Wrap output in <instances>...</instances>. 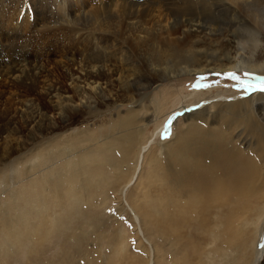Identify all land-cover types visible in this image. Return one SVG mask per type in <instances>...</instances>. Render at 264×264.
Listing matches in <instances>:
<instances>
[{
	"label": "rangeland",
	"instance_id": "obj_1",
	"mask_svg": "<svg viewBox=\"0 0 264 264\" xmlns=\"http://www.w3.org/2000/svg\"><path fill=\"white\" fill-rule=\"evenodd\" d=\"M84 1L67 0L66 2L69 3V6L76 5L79 7L76 9L75 15L80 14V16L84 17V14L87 15L93 11H90L91 9L102 7L108 0H87L86 3ZM156 1L157 3L153 5L152 0H137L138 9L136 18L127 19L126 22L151 27L152 25L155 26L156 20L159 22L163 20L161 25L164 26L166 20L164 16L168 8H182L186 5L188 8L186 12H190L195 10L197 5H201L203 0ZM125 2L127 0H111L109 2L111 3L110 6L107 7L105 5L104 7H106V11L109 10L110 14L117 16L118 10L124 7L122 4ZM18 4L19 2H17ZM26 4H29L32 8L23 7V9L29 8L31 10L28 12L30 17L25 19L27 22V35H31V38H43L52 26H54L53 28L56 27L57 21L55 20L58 19L54 17V13L51 16H35L32 1L30 0ZM139 6L141 7L140 9ZM142 13L144 14L142 15ZM46 15H50V13ZM21 17L22 15H20ZM127 23H124L120 27L117 33L118 36L113 37L114 41L108 40L103 43L106 52H103V49L99 50L100 55L107 60L109 67L113 71L105 80L101 81H104L101 85V90L99 92H92L89 95L92 98L90 101L91 105L79 106L80 110L71 120H64L55 115L53 125L48 124L46 130L30 138L27 135L28 126L26 123L24 124L18 119H16L17 121H13V123L2 120L5 119L4 110H2L3 101L11 92V88L8 85L2 88L0 92V126L6 125L11 127L12 130L16 126L17 131H15L16 133H11L9 138L0 140V264H148L150 257L153 260V264H241V262L242 264H264V247L263 257H259L258 260L259 249L262 245L264 246V156L261 154L260 146L257 143V140H264V129L262 128V131H259L252 128V131L249 133V131L243 130L245 127V122L242 121L243 117L236 120L232 115L234 112L245 114L251 103L256 104L255 108L261 116L264 115V95L262 92L258 93L260 91L256 90L262 81H264V69L260 72L257 70L241 71L240 69L217 72L211 69L205 72H197L196 74H181V76L174 75L170 77L164 74L167 71H160V74L163 73L160 75L157 68V72L151 71L152 67H149V64L143 61L145 60V55H143L142 61L140 60L141 57L139 56H142L144 52L147 53V50H133L135 46L131 38H134V36L131 37L132 35ZM167 27L169 25L165 28H160L161 32L157 34V40L161 38L160 41H165L168 31L166 30ZM156 29L157 27H155ZM154 32H157V30ZM6 39L3 37V29L0 26V41L3 45L10 42ZM22 39L24 40L25 37ZM212 39L208 35L204 41L198 42L195 50L198 49L202 52L203 50L206 51L213 48L215 56L212 58H220L219 60L226 62L223 52L227 48L232 49V46H235L233 40H231V43L223 45L221 42L215 43ZM263 40L264 32L262 33V42L264 43ZM22 42L20 41L19 44ZM218 44L220 45L219 47ZM204 56L202 54L199 57H202V61L211 62L212 65L210 64V67H213V62L216 59H210L207 55ZM7 57H4L5 61H8ZM49 58L48 67L50 69L54 67L57 63L56 61L62 62L58 55H50ZM258 60H264V48L259 51ZM130 62H132V67L129 65ZM160 62L162 63V61ZM133 66H137L138 69H134ZM163 66L164 64L161 65V67ZM54 72L55 74H59L60 69H56ZM225 73H235L236 80L225 78ZM245 73H248V75H245ZM132 76L136 78L132 79L134 78ZM193 85H197V87H193ZM249 85H252V87H249ZM195 91H197L196 94ZM215 93L218 97L215 96ZM221 95L225 97L224 99L228 97L227 101H222ZM178 98L179 101L176 100ZM241 99L243 100L241 101ZM174 103H180L179 105L184 104L182 113L174 118L167 130L159 132L154 137L151 148L144 155L142 170L139 171L135 183L124 193L122 190H124L125 184L135 171L138 149L162 125L161 123L165 120L167 113L171 110L170 108L173 109ZM230 103L233 104L228 105ZM10 104V110L15 111L13 107L15 104L13 106ZM234 105L235 107H233ZM65 115L67 114L65 113ZM121 116H124L123 120ZM241 130L243 131L241 132ZM249 135L250 137H248ZM145 137H148V139ZM14 138H17L18 143ZM94 139L95 142H93ZM113 140L115 143L112 142ZM165 141L166 143H163ZM20 145L24 147L18 152L16 147L19 148ZM83 145L89 150L84 148ZM132 145L136 146L137 149ZM133 149L136 150L134 151ZM121 150H125L127 153ZM74 151H77L79 154ZM243 153L253 158L248 164V167H250L249 176L254 177V179L250 178L248 186L250 188L252 185L250 195L253 198L232 199L233 201L231 199H223L224 201H229L223 205L224 208H220L219 215L211 210L202 218V214L197 213L198 211L194 209L196 208L195 205H197L198 197H195L196 195L194 194L192 195L191 192L194 186L199 184L200 180L194 178L193 172L191 173L192 166L189 163H198L200 166H210V164L216 166L219 163V158L215 156L216 154H219L223 159L225 157L240 159ZM72 154L75 156H72ZM108 155H111L113 158H110L111 156ZM62 156L65 158H61ZM100 156L103 161H101ZM117 156L118 159L115 162ZM36 160H38L37 164H33L31 167L30 162ZM73 164L76 169L72 168ZM107 164L110 165L107 166ZM79 172L82 173L80 174ZM83 172H86V174L84 175ZM87 174L88 176H86ZM190 174H192V178ZM75 180L76 182H74ZM62 181H66V184ZM61 183L65 186H62ZM173 183L174 186L172 185ZM240 184V188L243 190L242 183ZM179 185L180 187L178 188ZM66 186L67 188H65ZM73 195H76V198ZM58 196H61V199ZM123 199L128 201L132 208H134L133 210L139 218L140 229L146 235L145 237L151 241L150 243H152L153 252L151 256L150 249L138 234L132 213L125 206ZM203 200L209 201L210 199ZM188 201L190 203L193 201L192 204L196 203L195 207ZM176 203L178 204L176 205ZM185 204H188V207ZM245 206L247 207L244 208ZM29 215L31 217H28ZM53 218L56 220L54 221ZM201 219H203V223ZM26 222H30L31 228H29L30 226ZM197 222L199 224L202 223L200 224V228ZM20 223L22 224L20 225ZM14 225L18 227L15 228ZM18 228H22L26 234ZM13 230L14 232H12ZM49 230L51 231L50 234H48ZM215 234L217 237L214 236ZM45 235H49L50 237H46ZM53 235L55 236L53 237ZM29 237L33 238V242H31L32 240ZM171 244L172 246H169ZM19 246L22 247L19 249ZM8 247L10 251H6L9 250Z\"/></svg>",
	"mask_w": 264,
	"mask_h": 264
},
{
	"label": "bare ground",
	"instance_id": "obj_2",
	"mask_svg": "<svg viewBox=\"0 0 264 264\" xmlns=\"http://www.w3.org/2000/svg\"><path fill=\"white\" fill-rule=\"evenodd\" d=\"M31 1H32L33 6H34L33 11L35 13V16H37V15L38 16L42 15V17L44 15L45 16H51L54 13V17L56 19H58V20H55V21H57L56 27L53 28L54 26H52V28L49 29V32L45 33L46 35H44L43 38H37V37L31 38V35H27L28 34L27 29H26V27H27L26 23L27 22L25 19L30 17L28 12H30L31 11L30 9H32V8L29 4H26V2H30V0H0V26H2V29H3V37L7 38L6 40L10 41V42L6 43V45H3L0 41V92L2 91V88L5 85H8L11 88V92L9 93L8 96H6L5 100L3 101V106H2L3 109L2 110H4L3 113L5 115V117H4L5 119H2V120H5L6 122L13 123V121H17L16 119H18V120L22 121V123H24V124L26 123L28 126L27 135L30 138H31V136H37V134H39L41 131L46 130L48 124L53 125L54 124L53 118L55 115H57V117H59L61 119L69 121L72 118H74L75 115L78 113V111L80 110L79 106L91 105L90 101L92 98L89 95L92 92H99L101 90V85L104 82V81L103 82H101V81L103 79L105 80V78H107V76L113 71V69L111 67H109L107 60L104 59L100 55L99 50L103 49V52H106L105 47L103 46V43H105L108 40H111V42L114 41L113 37H115L117 35V33L120 30V27L124 23H127L126 20L127 19L129 20V19L134 18V17L136 18V15H137L136 13H137V9H138L137 8L138 3L136 2L137 0H127V2L122 4V5H124V7L121 10L117 9L118 15L114 16V15L109 13V10L106 11V7H104L105 5L107 7L110 6L111 3H109V2L111 0H108L107 2H105V5L104 4L102 5V7H97L96 9L93 8L90 10V11L93 10L92 12H90L87 15L84 14V17H82V15L80 16V14H77V13H76L77 15H75L76 9L79 7H77L76 5L69 6V3L66 2L67 0H31ZM17 2H19L18 5H17ZM86 2H87V0L84 1V3H86ZM152 2H153V5H155L157 3L156 0H152ZM42 4H44V5H42ZM185 4H187V3H185ZM150 5H152V4H150ZM24 6H27L30 9L29 8L23 9ZM113 6L115 7V5H113ZM181 6H182V4H181ZM52 7H54V9H52ZM144 7H146V6H144ZM166 7H168V6H166ZM166 7H164V8H166ZM140 8L141 7L139 6V9ZM143 9H142V11H144ZM159 9H161V8H159ZM187 9L188 8L186 7V5L182 8H180V7L175 8V9L174 8H168L167 11L165 12V16H164L166 19L164 26L161 25V22L163 20L161 21L160 19H159L160 22L156 20L155 26L152 25L151 27H146V26H143L142 24L137 25V24L132 23V22L127 23L128 24L127 26H129L130 34L132 35L131 37L134 36V38H131L128 36L129 38H131L132 42L134 43L135 49H133V50L134 51L136 49L137 50L140 49L142 51L147 50V53L144 52V54H142V56H139V57H141L140 60L142 61L143 55H145L144 56L145 60H143V61L146 64H149V67H152L151 71L154 70L155 72H157L156 70L158 69V74H160L159 73L160 71H167L164 74L169 75L167 77H170V76H174V75H180L181 76V74H196L197 72H205V71H208L211 69L216 70L217 72H222V71L232 70V69H236V70L240 69L241 71L242 70L243 71L244 70L245 71H256L257 70L260 72V71H262V69H264V60L263 61L258 60L259 51L264 48V43L262 42V33L264 32V0H207V1L203 0L201 5L196 6L195 10H192L190 12H186ZM49 13H50V15H46ZM143 14L144 13H142V15ZM20 15H22L21 18H20ZM139 16H141V15H139ZM115 18H117V19H115ZM21 19H23V20L20 21ZM167 25H169V27L166 28V30H168V31H167V36L165 38V41H160L161 38L160 39L158 38V40H157L156 39L157 34L159 32H161L160 28L161 27L165 28ZM155 27H157V29H156L157 32H154V31H156ZM111 28H112V30H110ZM120 35H121V33H120ZM208 35L213 38L212 40H214L215 43L221 42L223 45H226L227 43H231V40H233V43L235 44V46H232V49L227 48L226 51L223 52V57L226 59V62L219 60L220 58L219 59L218 58L217 59L212 58L215 56V50H213V48L207 49L206 51L203 50L202 52L199 51L198 49L195 50V47L197 46L198 42L200 43V41H204L208 37ZM27 36H29V37L26 39ZM23 37H25L24 40L22 39ZM125 39H122V40L126 41ZM20 41H23V42L21 44H19ZM128 42H129V40H128ZM133 43H131V44L133 45ZM219 46L220 45L218 44V47ZM113 48H114V46H113ZM131 49L132 48L130 46V50ZM118 53H119V51H118ZM131 54H133V53L131 52ZM202 54L205 56L207 55L208 58H210V59H216V61L213 62V67H210V64L212 65L211 62L205 61V60L202 61V57H199V56H202ZM50 55L60 56V59L62 60L63 63L61 61H56L57 63L54 65L53 68L50 69L48 67V62L50 61V58H49ZM5 56L6 57L8 56L7 57L8 61H5V59H4ZM117 56L120 57L119 55H117ZM146 56H148L147 59H146ZM133 58H134V56H133ZM137 58H138V56H137ZM118 59H120V58H118ZM160 61H162V63ZM162 64H164L163 67H161ZM129 65H131V67H132V62H130ZM137 65H138V63H137ZM55 68L60 69L59 74L58 73L55 74V72H54V70H56ZM133 68L138 69L137 66L136 67L133 66ZM117 72H119V71L117 70ZM125 72H127V71H125ZM161 74H163V73H161ZM171 74H173V75H171ZM134 75H135V72H134ZM132 77H134V76H132ZM135 78L136 77H134L132 79H135ZM139 78H140V76H139ZM142 83H144V82H142ZM113 84H114V82H113ZM143 85H145V84H143ZM123 86L125 87V85H123ZM196 92L197 91H195V94H196ZM258 93H261V92H258ZM262 93L264 95V92H262ZM101 94H103V93H101ZM191 95H192V93H191ZM215 96H216V93H215ZM216 97H218V96H216ZM220 98L222 99V101H225V100L227 101V99H228V97L226 99H224L225 97H223L222 95ZM240 98H242V97H240ZM176 100L179 101V98ZM242 100L243 99H241V101ZM238 101H239V99H238ZM177 103H174L175 107L172 106L173 109L170 108L171 110L167 113L165 120L161 123L162 125L154 131L152 136L150 134V136H151L150 139L147 140L144 144L142 143L143 145L141 144L142 145L141 147L139 146L140 149H138L139 151L137 154L138 156H137V161H136L137 162L136 167L134 169L135 171H134L132 177L127 181V183L126 184L124 183L125 184V186L123 188L124 190L121 189L124 193L128 190V188H130L135 183V180L137 179V175H138L139 171L142 170L141 168H143L142 167V161H143L144 155H146L145 153L148 152L149 149L151 148V145L154 142L153 141L154 137L157 136V134L159 132L167 130V128L172 124L174 118L182 113V111H183L182 108H183L184 104L179 105L180 103L179 104H177ZM9 104L12 106H13V104H15V106H13L15 111L10 110L11 106H9ZM175 104H177V105H175ZM231 104H233V103H230L228 105H231ZM235 105L233 107H235ZM255 107H256V104L251 103L248 111L245 114H237L236 112L232 113V115L236 118V120L240 119V117H243L242 121L245 122V127L243 130H246L247 132L249 131V133L252 131V128H255L254 130L257 129L259 131H262V128L264 129V115L261 116ZM226 109H228V108H226ZM262 109H263V107H262ZM65 113L67 115L64 116ZM227 116H228V114H227ZM123 117H122V120H123ZM127 118H129V117H127ZM118 122H119V119H118ZM134 123H136V122H134ZM130 124L133 125L132 123H130ZM140 124H141V122H140ZM15 127H13V130H12L11 127H8L6 125L0 126V140L9 138L11 136V133H13V132L16 133L15 131H17V129ZM243 130H241V132ZM250 135H252V134H250ZM250 135L248 137H250ZM14 136H16V135H14ZM241 136H242V134H241ZM239 137H240V135H239ZM71 138H72V136H71ZM14 139L18 143L17 138H14ZM72 139H74V138H72ZM89 139H91V138H89ZM146 139H148V137ZM89 141H92V140H89ZM2 142H4V141L2 140ZM5 142H6V140H5ZM93 142H95V139ZM112 142H114V140ZM177 142H178V139H177ZM182 142H183V139H182ZM84 143L86 144V142H84ZM163 143H166V141ZM257 143L259 144L258 146H260L261 154L264 156V140H261V139L257 140ZM169 144H171V143H169ZM90 146L92 147L91 144H90ZM118 146H120V145H118ZM23 147H22V145H20V147L19 148L16 147V149H18V152H19V150L22 149ZM83 147H84V145H83ZM133 147L135 148L136 146H133ZM84 148H87V147H84ZM119 148H123V147H119ZM64 149H66V148H64ZM129 149H130V147H129ZM136 149H137V147H136ZM87 150H89V149L87 148ZM125 150H128V149H125ZM125 150L124 151L121 150V151L125 152ZM229 150H230V148H229ZM77 151H78V149H77ZM77 151L76 152L74 151V152L77 153ZM236 151H237V149H236ZM10 152H12V151H10ZM130 152H132V151H130ZM125 153H127V152H125ZM77 154H79V153H77ZM80 154H81V152H80ZM99 154H98V156H99ZM104 154H106V153H104ZM256 154L258 155V153H256ZM73 155L74 154H72V156ZM126 155H128V154H126ZM241 155H242V158H240V159L229 158V157H225L223 159L219 154H216L215 156H218V158H219V160H218L219 163L216 166H213L211 164H210V166H202V165L200 166V164H198V163H196V164L189 163L192 166L191 167V173L193 172L194 178L199 179L200 181H199V184L194 186L193 191H191L192 195L194 194V195H196L195 197H198V200L196 199L197 205H195L196 203L192 204L194 200L192 201V203H190V201H188V202L190 204H192V206H194V205L196 206V208H194V209H196L195 211H198L197 213L202 214V218L204 215H206L211 210L214 211L215 213L220 212L219 211L220 208H222L223 205L226 204L227 201H229V200L224 201L223 199H225V200L231 199L232 200V199H252L253 198L252 195H250V193L252 192V189H250L252 187V185L250 186V188L248 187L249 183H250L249 182L250 178L252 177V179H254L253 176H251V175L249 176V168L250 167H248V164L252 161L253 158L249 157L245 153H243ZM105 156L107 157V155H105ZM108 156H111V155H108ZM100 157H97V158H100ZM61 158H65V157L62 156ZM97 158H95V159H97ZM110 158H113V157L111 156ZM72 159H73V157H72ZM116 159H118V156L115 158V162L117 161ZM31 160H35V159H31ZM112 160H114V159H112ZM213 160H214V158H213ZM101 161H103L102 157H101ZM37 162H38V160L31 161L30 166L32 167L33 164L36 165ZM76 162H77V160H76ZM120 163H122V162H120ZM180 163H181V161H180ZM63 164H65V163H63ZM187 164H188V162H187ZM109 165L110 164H107V166H109ZM112 165H113V163H112ZM118 165H119V163H118ZM183 165H185V164H183ZM73 167H74V164L72 165V168ZM17 168H19V167H17ZM57 168H58V166H57ZM36 169H38V168H36ZM77 171H79V170L77 169ZM72 173H73V171H72ZM67 174H68V172H67ZM85 174H86V172L84 173V175ZM88 174L86 176H88ZM190 177L192 178V174H190ZM93 179H94V177H93ZM43 180H41V181H43ZM66 181H67V179H66ZM66 181H62V182H65V184H66ZM70 181H72V180H70ZM85 181H87V180H85ZM90 181H91V179H90ZM179 181H181V180H179ZM246 181H248V182H246ZM44 182H42V183H44ZM74 182H76V180ZM68 183H69V181H68ZM178 183H180V182H178ZM240 183H242L244 191L242 190V188H240V185H241ZM75 184H77V183H75ZM252 184H253V182H252ZM61 185H62V183H61ZM172 185L174 186V183ZM246 185H247V188H246ZM62 186H65V185H62ZM181 186H182V184H181ZM43 187H45V186H43ZM47 187H48V185H47ZM179 187H180V185L178 186V188ZM65 188H67V186ZM82 189H83V187H82ZM139 192L141 193V191H139ZM60 193H62V192H60ZM203 193H205V194H203ZM126 194H125V196H126ZM57 195H58V193H57ZM75 196H74V198H76ZM187 197H189V196H187ZM195 197H193V198H195ZM123 198H124V196H123ZM186 199H188V198H186ZM203 199H210V200L204 201ZM190 200H191V198H190ZM123 201H124L125 206L131 211L132 216H133V220H134L135 225H136V230H137L138 234L141 236V238H143L142 240H144V242L148 245V247L150 249V256H151V253L153 252V250H152L153 247L151 245L152 243H150L151 241H149L145 237L146 235H144L143 231L140 229V225H139L140 223H139L138 215L134 212V210H133L134 208H132V206L128 203V201H126L125 199H123ZM76 202H78V201H76ZM175 202H176V200H175ZM177 204L178 203H176V205ZM180 204H182V203H180ZM188 204H185V205L188 207ZM32 205H33V203H32ZM34 206H35V204H34ZM179 206H181V205H179ZM246 207L247 206H245L244 208H246ZM179 208H181V207H179ZM30 210L33 211L32 209H30ZM40 210H42V209H40ZM186 210H188V209H186ZM49 211H50V209H49ZM178 211H179V209H178ZM195 211H193V212H195ZM201 211H203V212H201ZM39 212H41V211H39ZM55 214H57V213L55 212ZM219 214L220 213H218V215ZM76 215H78V214H76ZM241 215H242V213H241ZM28 217H31V216L29 215ZM185 217H187V216H185ZM220 217H221V215H220ZM40 218H42V216H40ZM40 218H39V220H40ZM45 218H46V216H45ZM233 218H235V217H233ZM50 219H52V218H50ZM191 219H193V218H191ZM24 220H26V219H24ZM36 220H38V219H36ZM55 220L56 219H54V221ZM57 220H58V218H57ZM202 220L203 219H201V222H202ZM19 221H21V220H19ZM163 221H165V220H163ZM52 222H53V220H52ZM29 223L30 222H28V223L26 222L27 225ZM202 223H200V224H202ZM21 224L22 223H20V225ZM162 224H164V223H162ZM197 224H199V223L197 222ZM32 225H33V223H32ZM24 226H25V223H24ZM29 226H30V224H29ZM17 227L15 226V228H17ZM200 227H201V225L199 226V228ZM29 228H31V226ZM36 228H38V227H36ZM57 228L59 229V227H57ZM167 228H168V226H167ZM20 229H21V231H23L22 228H20ZM34 230H36V229H34ZM230 230H232V229L230 228ZM56 231H57V229H56ZM12 232H14V230ZM24 233L26 234V232H24ZM24 233H23V235H24ZM29 233H30V230H29ZM50 233H51V231L49 230L48 234H50ZM8 234H10V233L8 232ZM11 234H13V233H11ZM58 235H60V234H58ZM25 236H27V235H25ZM48 236H46V237H48ZM54 236L55 235H53V237ZM214 236H216V234ZM7 237H8V235H7ZM12 237H13V235H12ZM31 237H29V239L32 240L33 238H31ZM35 237H36V235H35ZM38 237H39V235H38ZM226 237H228V236H226ZM4 239H2V240H4ZM19 240H20V238H19ZM35 240H36V238H35ZM40 240L41 239H39V241ZM6 241H7V239H6ZM36 241H38V239ZM1 242H3V241H1ZM31 242H33V240ZM40 242H42V240ZM9 244H11V243H9ZM20 244H21V241H20ZM214 244H215V241H214ZM3 245H4V243H3ZM169 246H172V244ZM209 246H211V245H209ZM21 247L22 246H19V249ZM121 247H122V245H121ZM179 247H180V245H179ZM263 247L264 246L262 245L259 249L258 260H259V257H263L262 256L263 255ZM122 248L124 249V247H122ZM5 249H6V247H5ZM12 249H13V247H12ZM15 249H14V251H15ZM155 249H156V247H155ZM198 249H199V246H198ZM207 249H208V246H207ZM6 251H10V248H9V250H6ZM252 253H251V255H252ZM0 254H1V252H0ZM13 255H17V254H13ZM26 255H28V254H26ZM185 255H187V254H185ZM17 256H19V255H17ZM185 257H188V256H185ZM206 259H205V261H207ZM133 262H135V261H133ZM148 264H153V260L151 257H150ZM185 264H187V263H185ZM241 264H242V262H241Z\"/></svg>",
	"mask_w": 264,
	"mask_h": 264
},
{
	"label": "snow or ice",
	"instance_id": "obj_3",
	"mask_svg": "<svg viewBox=\"0 0 264 264\" xmlns=\"http://www.w3.org/2000/svg\"><path fill=\"white\" fill-rule=\"evenodd\" d=\"M225 78H230L233 80H236V74L235 73H225ZM245 75H248V73H245ZM193 87H197V85H193ZM249 87H252V85H249ZM256 90L260 92H264V81L256 88Z\"/></svg>",
	"mask_w": 264,
	"mask_h": 264
}]
</instances>
